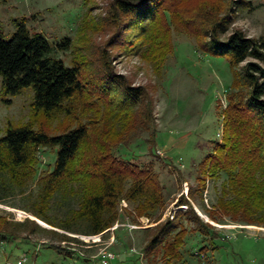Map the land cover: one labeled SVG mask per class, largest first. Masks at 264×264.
<instances>
[{
	"label": "rangeland",
	"instance_id": "obj_1",
	"mask_svg": "<svg viewBox=\"0 0 264 264\" xmlns=\"http://www.w3.org/2000/svg\"><path fill=\"white\" fill-rule=\"evenodd\" d=\"M113 1L0 0V27L6 39L12 37L21 22L30 31L41 32L53 45L69 37L72 41L69 48L54 52L66 64L81 62L86 72L98 73L104 52L110 55L115 74L122 75L132 86L146 88L153 98L157 130L153 152L148 141L154 129L151 125L150 130L138 128V134L128 144L121 145L116 153L138 163L154 162L165 186L166 205L154 217L138 216L134 206L122 200L121 216L117 221L119 227L105 232L97 242L92 237L98 234H86L84 223L73 224L77 232L53 226L34 213L41 211L61 223L70 209L78 207V201L61 195L44 201L39 179L52 170L56 154L53 148L43 147L37 154L35 176H23L26 179L22 184L13 179L10 170L0 166V264H19L22 256H27L26 264H103L100 258L103 251L115 254L110 264H264V226L232 220V216L219 213L215 205L228 175L210 176L200 168L205 156L213 153L217 142L224 139L229 97L233 91H240L243 67L255 59L249 57L234 65L229 54H215L206 49L203 42L209 37L204 31L200 38V35L186 33L181 25L184 18L196 15L202 3L208 1L219 6L220 15L227 11V5L233 7L229 29L220 36L222 41L238 29L249 37H264V0H182L177 5L182 12L179 20L170 22V11L173 10L166 11L171 31L159 27L156 31L160 35L158 40L143 38L141 51L135 48L141 41L138 38L140 31L122 26L129 25V18L123 17L117 23L112 21ZM166 5L172 9L170 3ZM118 29L124 41L121 43L114 38L110 42ZM170 36L172 50L157 70L155 61ZM114 87L119 88L115 82ZM242 89V94L249 92L244 82ZM120 92L117 90L115 95L120 96ZM33 99L32 87H26L16 95L5 94L0 75V138L10 124L18 126L30 119L36 121V127L45 128L51 134L76 124L63 114L46 123L48 119L42 113H32ZM107 129L111 142L119 140L117 133L120 130L116 125ZM203 183L205 188L202 190ZM190 189H193L192 196ZM182 197L187 204L179 203ZM191 210L212 226L208 228V234L201 230L205 227L199 222L185 215L168 236V240H173L180 231L184 236L185 242L177 259L164 256V246L151 252L148 250L153 234L172 219L173 213L176 216L178 211ZM211 213L221 220L212 219ZM189 215L192 217L194 213ZM132 223L140 227L131 228ZM63 235L77 238L68 240ZM51 245H61L74 253H58Z\"/></svg>",
	"mask_w": 264,
	"mask_h": 264
},
{
	"label": "trees",
	"instance_id": "obj_2",
	"mask_svg": "<svg viewBox=\"0 0 264 264\" xmlns=\"http://www.w3.org/2000/svg\"><path fill=\"white\" fill-rule=\"evenodd\" d=\"M181 2L114 0L115 13L110 18L113 22L122 21L123 17L129 18V25H121L140 31L138 38L141 41L135 48L141 51L143 38L158 40L160 35L156 31L159 27L171 31L169 23H174L173 19L179 20L182 14L177 6ZM167 3L171 4L172 9L167 7ZM218 7L204 1L196 15L184 18L180 24L186 33L200 35V38L204 36V31L209 37L208 41L203 42L206 49L215 54H229L234 65L249 57L255 60L244 65L240 74V91H233L229 97L230 110L227 111L224 139L217 142L213 153L205 156L200 168L210 176L219 177L221 173L228 175L215 205L219 213L232 216V220L264 226V37H249L238 29L222 41L220 36L229 29L233 7L227 5L223 15L219 14ZM166 11L172 14L170 22ZM122 35L118 29L110 42L116 38L122 43L125 39L121 40ZM71 42V38L66 37L53 45L41 32L30 31L24 22L19 23L12 37L6 39L0 27L3 92L16 95L24 88L32 87L34 99L30 108L33 114L42 113L48 119L46 123L61 114L76 123L57 134L36 127L34 119L18 126L10 124L0 138V166L10 170L13 179L22 184L26 179L23 176H35L39 150L43 147L53 148L56 154L54 166L39 179L42 197L45 202L58 195L75 198L78 207L70 209L69 215L61 223H56L41 211L34 214L67 231L77 232L73 224L84 223L86 234L103 235L119 220L122 200L133 205L138 216L154 217L166 205L165 186L154 162L138 163L116 153L121 145L128 144L138 134V128L150 130L151 125L154 129L148 141L153 152L157 136L153 98L146 88L132 86L122 75L115 74L109 61L110 55L104 52L101 72L98 73L86 72L81 62L68 65L61 57L54 55L57 49L69 48ZM172 46L170 36V41L166 42L165 49L155 61L157 70ZM114 82L119 88L114 87ZM243 82L249 87L247 94H242ZM117 90H121L118 97L115 95ZM111 125H116L120 130L117 133L119 140L115 142L109 139L107 128ZM190 195H193V189H190ZM179 203L187 204L188 201L182 197ZM189 212L194 215L191 217ZM189 212L178 211L173 219L163 223L150 239L148 250L151 252L164 246V256L177 259L185 242L184 236L182 231L173 240H168V236L185 215L199 222L205 227L201 230L208 234V228L212 226L201 220L194 210ZM211 217L216 221L221 220L213 213ZM52 232L57 234V231ZM64 237L68 240L77 238ZM51 247L61 254L74 253L61 245Z\"/></svg>",
	"mask_w": 264,
	"mask_h": 264
},
{
	"label": "built area",
	"instance_id": "obj_3",
	"mask_svg": "<svg viewBox=\"0 0 264 264\" xmlns=\"http://www.w3.org/2000/svg\"><path fill=\"white\" fill-rule=\"evenodd\" d=\"M123 204H125L126 205V203L124 202ZM182 206H184V205H182ZM185 206H187V205H185ZM175 217V215H174V213L171 215V218L173 219ZM130 226H131V228H139L140 227V225H138V224H134V223H132V224H130ZM119 227V223L118 222H116L111 228H109V230L108 231H114L115 229H117ZM102 233L101 234H98V235H96V236H93L92 237V239L94 240V241H101V239H102ZM100 258H101V262L103 263V264H110L111 263V261L115 258V254L113 253V252H111V251H103V253H102V255L100 256ZM26 262H27V256H22V258L20 259V261H19V264H26Z\"/></svg>",
	"mask_w": 264,
	"mask_h": 264
},
{
	"label": "crops",
	"instance_id": "obj_4",
	"mask_svg": "<svg viewBox=\"0 0 264 264\" xmlns=\"http://www.w3.org/2000/svg\"><path fill=\"white\" fill-rule=\"evenodd\" d=\"M114 259H115V258H114ZM114 259H113V260H114Z\"/></svg>",
	"mask_w": 264,
	"mask_h": 264
}]
</instances>
